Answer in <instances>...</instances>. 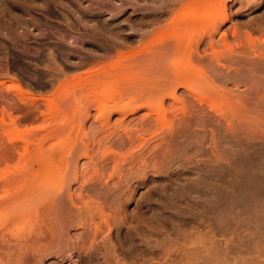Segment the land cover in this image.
<instances>
[{"label":"rangeland","instance_id":"374dc122","mask_svg":"<svg viewBox=\"0 0 264 264\" xmlns=\"http://www.w3.org/2000/svg\"><path fill=\"white\" fill-rule=\"evenodd\" d=\"M6 1L0 264H178L209 235L248 234L250 217L264 239V0H178L175 26L172 0L159 22L142 18L141 0H110L128 5L87 20L61 2H27V29ZM101 19L113 30L97 35ZM91 34L117 47L73 66L98 52ZM85 72L96 82L72 79Z\"/></svg>","mask_w":264,"mask_h":264},{"label":"bare ground","instance_id":"6f19581e","mask_svg":"<svg viewBox=\"0 0 264 264\" xmlns=\"http://www.w3.org/2000/svg\"><path fill=\"white\" fill-rule=\"evenodd\" d=\"M48 1H50V0H8V1L4 2V3L6 5V8L10 12H12L14 14H19L20 13L19 11L23 12L22 16L19 15L18 18L14 17V19L19 21L20 18H23V22L20 23V27H22L24 29H27L29 27V25L33 24L35 26L36 23L34 22L33 19H32V22H31V20H29V17L28 18L24 17V13L28 11V10L26 11V9L24 7L25 4H27V2H29V3L36 2V3H38L39 6L43 5L44 7H46ZM150 1H152V0H150ZM155 1H154V3H155ZM250 1L251 0H249V2ZM52 2L53 3H56V2L64 3V5H66L70 10H72L73 13L78 14L84 20H87L88 18H91V19L92 18H99L100 12L103 11V10L107 11V15H108V17H110V19H114V17H117V15L119 13L123 12L125 10L126 6L128 5L127 4L126 6L121 7V5H120L121 3H116V6H112L115 3L111 4V2H113V1L109 0L111 5L107 1H103L101 3L96 2V4H94V5L90 6V7L82 8V7H80L79 3L76 2L75 0H52ZM158 2L159 3H157V4L153 3L155 6L151 3L153 6L150 8L151 5L148 4L149 2H147V4H146V0L136 1V6H137L136 9H139V11H141L142 18L146 15V13L148 14V13H152L153 12V14L157 15V19L156 18L155 19L158 20V22H159L160 20L158 18L163 13H165V8H164V0H158ZM172 2L174 3L175 6H174V12H172L173 20L171 19L172 20L171 23L175 26V25H178L180 23L181 14H180V12L177 11V9H179L178 6H177L178 0H172ZM129 6H131V5H129ZM136 6H134V7H136ZM131 7H133V6H131ZM51 12L52 11L48 10V8L46 9V14L48 16H49V14L51 15ZM153 19L154 18H152V21L155 22V20H153ZM161 19H162V17H161ZM143 20H146V19H143ZM141 24L143 26H147L148 23L146 21H142ZM6 25L8 27H10V24H6ZM107 26H108V24L105 21H102V19H101V23H98V21H97L94 24V27H95V29H94L95 32L94 33L97 34L98 31H102L103 33H105V29L106 28H111V27H107ZM113 27H115V26H113ZM145 31L146 32H142V33H145V35H146L147 30H145ZM9 32L12 33V36H14V37H17V35H18V32L16 30L12 31V30L9 29ZM12 36L11 35L7 36V34H6V37H9L10 39L12 38ZM90 36L93 37L92 38V40H93L94 37H95V34H91ZM143 36H144V34H143ZM98 37H96V39ZM127 37L129 39L127 41H130L133 36L129 34V35H127ZM100 38H101V40L100 39H97V40L94 39V41H93V43L96 45V48L98 49V52L94 53L92 55H89V56H83L81 58V60H79L78 62L77 61H73L74 62L73 66L78 67V65L86 64L87 62H89L90 60H93V59L96 60V59H99V58H106L117 47V44L115 42H112V43L108 42L106 37H103V34L100 36ZM127 41H126V44L129 43ZM130 42H133V41H130ZM0 44H2V42H0ZM119 51H118V55L121 52V51L120 52ZM5 52L8 53L9 51L6 50ZM92 66H95V65L93 64ZM105 68H106L105 64L102 63L101 65H99L98 69L100 71H98L97 75L100 72H101V74L106 73V69ZM60 71H62V69H60ZM83 74L84 75H80L78 73L77 78H72V77L71 78L75 79V81H78L77 79H79V81L87 79L88 82L90 80H91V82H94L92 80H95V82H96V80H97V77H96L97 75L96 74H94L95 75V79H94L93 74H90V75L88 74V76L86 75L87 74L86 72L83 73ZM80 76L82 78L84 77L85 79L84 78L82 79ZM89 76H90V78H89ZM91 77H93V79ZM9 82L12 83L13 87L15 89H17L18 91L19 90L21 91L23 89L22 88V84L17 79H9ZM4 83H5V80L4 79H0V86H3ZM8 104H10V103H8ZM139 134H141V133H139ZM128 136H129L128 140H130L132 142V138H131L132 136L131 135H128ZM140 137H141V135H140ZM135 138L139 139V136L137 135ZM204 210L202 209L200 211H198V210L193 211L191 214L194 215V216H192V217L195 218V216H196V218H197L198 214L201 215L202 213H205ZM209 210L211 211V209L208 208V211ZM187 215L188 214H186V217H187ZM200 215H198V216H200ZM213 215H215V214H213ZM201 216H204V214H202ZM182 217H185V216L182 215ZM189 217H190V214H189L188 218ZM252 219L253 218L250 217V221L248 223L249 225L247 226L248 228H246L247 231H245V229H244L245 233L249 231L248 234L247 233L244 234V232L241 231L242 229H240V231H241L240 233H235L234 229L237 230V227L232 229V231L234 230L233 232L235 234V238H233L232 236L230 237L231 239L227 238L229 241L222 240V239L218 240V239L213 238L214 234H212V235L208 234L209 235L208 237L210 239L209 247H206L207 245H204L203 241L199 242L200 246H196L194 248H190L188 251H186L182 255H179L180 261H179L178 264H208L209 262H211L213 264H225V263H228V260L230 259L229 255L232 254L233 257L231 256V259H233V260L236 258L234 256L235 253H236L235 255H237V258L235 259V262L241 263V261H243L245 259L247 262H249V264H254L259 257H261V256L264 257V239L261 238L263 234L260 237H259L258 234H256L258 231L256 232L255 229L258 230L259 228H258V225L256 223H254V220H252ZM184 221L185 220L183 218L182 222L184 223ZM222 221H220L221 223H219V225H216V226H222L223 227V228L222 227L220 228V231H221V229L223 230L225 228L224 227L225 224H223V222L229 221V220L224 219V221L223 222ZM192 222H194V221L192 220ZM196 222H197V220H196ZM199 223L200 222H198V224ZM201 223L199 224L200 226H201ZM221 224H223L224 226L221 225ZM226 225H227V223H226ZM216 226H215L214 230L216 229ZM209 228H210V230L212 228V227H210V223H209V227L207 229L208 230L207 232L208 233H212L211 231H209ZM232 231H231V233H233ZM236 232H238V231H236ZM242 234H244V235H242ZM227 242H229V243H227ZM244 242H247V243H245V247L247 246V249L246 248L244 249V247L242 248V246L244 245ZM182 249H184V248H182ZM241 254H243L245 256L242 257ZM247 254L249 255V257L246 256ZM239 256H241L242 258L241 257L239 258ZM114 259H116V258H114ZM239 259H241V261ZM121 261L122 260H116V264H124V262L122 263ZM162 264H170V263H166V261H163Z\"/></svg>","mask_w":264,"mask_h":264}]
</instances>
